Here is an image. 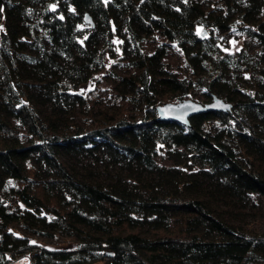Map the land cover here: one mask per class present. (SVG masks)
I'll use <instances>...</instances> for the list:
<instances>
[{
	"label": "trees",
	"instance_id": "obj_1",
	"mask_svg": "<svg viewBox=\"0 0 264 264\" xmlns=\"http://www.w3.org/2000/svg\"><path fill=\"white\" fill-rule=\"evenodd\" d=\"M0 9V264H264V0Z\"/></svg>",
	"mask_w": 264,
	"mask_h": 264
},
{
	"label": "water",
	"instance_id": "obj_2",
	"mask_svg": "<svg viewBox=\"0 0 264 264\" xmlns=\"http://www.w3.org/2000/svg\"><path fill=\"white\" fill-rule=\"evenodd\" d=\"M86 23L94 26V21L89 13L85 14ZM232 103L225 101L223 98L214 96L210 102L202 103L193 99H184L178 102H166L157 107L159 116L162 118L176 119L183 123L189 124V118L200 112L207 110L231 109Z\"/></svg>",
	"mask_w": 264,
	"mask_h": 264
},
{
	"label": "rangeland",
	"instance_id": "obj_3",
	"mask_svg": "<svg viewBox=\"0 0 264 264\" xmlns=\"http://www.w3.org/2000/svg\"><path fill=\"white\" fill-rule=\"evenodd\" d=\"M244 44V40L240 39L238 41H232L231 42V46L229 47V49H238L240 48L242 45ZM146 49L151 50L152 47H154V43H150L148 42L145 45ZM173 63H177L178 62V58H177V54H174L171 58ZM112 86L113 83L111 81H109L107 78H103V80H101L98 84V87L100 88L99 90V94L102 96H107L111 90H112ZM185 99H193L195 101H201L202 97H201V92L200 90H196L195 93L189 94L188 96L185 97ZM165 101L168 102H178V99H170V98H165ZM258 212V217L261 219L260 214L264 213V204L262 203L260 205L259 208H257L256 210ZM257 217V218H258ZM253 219V218H252ZM257 224L259 225V227H263L264 226V221H261L260 223L257 222ZM40 241L42 242H49L51 244H56L57 241H50V240H45L43 238H39ZM9 264H34V261L31 258V255L29 253H26L25 255L22 256H18V257H13V259L10 261Z\"/></svg>",
	"mask_w": 264,
	"mask_h": 264
},
{
	"label": "snow or ice",
	"instance_id": "obj_4",
	"mask_svg": "<svg viewBox=\"0 0 264 264\" xmlns=\"http://www.w3.org/2000/svg\"><path fill=\"white\" fill-rule=\"evenodd\" d=\"M0 11H2V9H0Z\"/></svg>",
	"mask_w": 264,
	"mask_h": 264
}]
</instances>
